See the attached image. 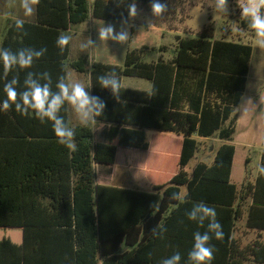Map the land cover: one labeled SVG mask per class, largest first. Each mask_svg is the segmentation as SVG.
Wrapping results in <instances>:
<instances>
[{
  "label": "trees",
  "instance_id": "trees-1",
  "mask_svg": "<svg viewBox=\"0 0 264 264\" xmlns=\"http://www.w3.org/2000/svg\"><path fill=\"white\" fill-rule=\"evenodd\" d=\"M133 2L147 7L151 0H40L34 21H25L27 35L16 30L15 22L9 27L3 48L47 52L27 70L4 73L0 63V103L6 98L4 84L13 76L22 88L27 71H47L54 87L69 65L77 73H89L91 94L107 106L97 125L89 127L71 126L68 106L62 110L75 130V151L60 145L51 124H42L34 114L0 109V264H157L161 246L152 229L163 226L164 236L170 235L179 211L197 202L216 209L222 241L229 240L244 190L231 181L235 146L229 142L254 49L241 39L213 40L212 24L198 37H177L169 61H144L148 47L128 51L123 66L85 57L68 63L70 44L60 54L56 40L62 33L90 19L120 23ZM238 6V0H228L230 10ZM241 24L248 29L244 19ZM112 71L121 84L123 78L150 81L151 91L122 84L119 97H113L96 79ZM148 130L179 137L177 151L164 158L152 155L156 158L146 170L152 191L98 184L96 165H114L119 148L150 150ZM215 136L224 143L212 163L191 167L201 139ZM170 159L177 163L167 173ZM245 188L253 197L251 223L252 210L264 207V175L252 189ZM183 189L184 203L170 198ZM152 205L159 207L155 215Z\"/></svg>",
  "mask_w": 264,
  "mask_h": 264
},
{
  "label": "clouds",
  "instance_id": "clouds-1",
  "mask_svg": "<svg viewBox=\"0 0 264 264\" xmlns=\"http://www.w3.org/2000/svg\"><path fill=\"white\" fill-rule=\"evenodd\" d=\"M39 3L40 0H19L24 17H33ZM13 6L14 0H10L9 7ZM150 7L155 17H162L168 11L165 0H151ZM239 7L241 17L255 35V45L264 50V0H243ZM214 10L220 14H227L229 12L228 0H215ZM137 14V5L133 2L128 6V17H121L119 30L115 24L102 22L98 28V40L101 42L111 40L119 44L128 43L131 37L128 30V18L136 17ZM24 25V19L15 20L16 30L27 35ZM72 39L71 35L63 33L57 38L56 45L61 55ZM93 46L94 41L91 38L81 41L78 45L81 52H87ZM46 52V48L37 50L32 47H23L16 51L7 48L0 49V63H2L3 72L11 73L14 70L31 69ZM96 79L102 89L109 90L115 98L119 97L122 84L116 72L98 74ZM19 85L18 76H13L4 84L3 91L6 98L0 103V109L8 111L14 108L23 116L34 114L42 124L50 123L57 142L72 151L76 150L75 130L61 115L62 110H66V106L70 107L79 124L89 127L97 125V118L104 114L107 106L100 96L92 95L87 90L90 86L73 79L71 73L67 71L57 78L54 87L52 76L47 71L39 73L27 71L22 88ZM258 172L264 175V165L259 166ZM170 198L184 203V196L180 193H172ZM151 207L152 215L159 212L158 206L152 205ZM185 215L188 220L195 222L200 228L206 226V231L203 233L196 231L193 234L194 241L187 254V264H211L215 250L211 240L215 238L219 241L224 238L223 227L217 219L216 209L204 202H197L186 210ZM166 231V228L159 226V229H152V235L163 239ZM181 260V253L176 251L170 257L163 259L161 264H181Z\"/></svg>",
  "mask_w": 264,
  "mask_h": 264
},
{
  "label": "rangeland",
  "instance_id": "rangeland-1",
  "mask_svg": "<svg viewBox=\"0 0 264 264\" xmlns=\"http://www.w3.org/2000/svg\"><path fill=\"white\" fill-rule=\"evenodd\" d=\"M9 2L10 0H0L1 10L5 17V20L0 21V37L2 28L9 19H18L24 16L23 10L19 6V0H14L13 7H9ZM165 2L168 5V11L162 17L153 16L150 6H137L138 14L136 17H132L129 22L128 30L131 37L126 44H119L111 40L107 42L99 41L98 28L103 21L90 19L87 23L73 28L69 34L73 38L70 60L74 61L79 57L89 58L91 62L112 60L119 66H123L128 51L141 49L144 46L148 47V54L143 58L144 61H158L161 58L170 60L175 54L174 46L176 45L177 36L183 38L198 37L205 26L212 24L215 27L216 39L226 38L235 41L243 39V42L252 45L254 51L250 62L247 91L240 106L235 111L238 116V124L234 136L237 153L233 169V180L236 182L242 173H245L246 176L257 175L259 173L258 168L261 166V147L264 148V50L255 45V35L251 29L242 27L243 18L239 6L231 11L229 10L227 14H220L214 10L215 0H165ZM242 2L243 0H238V5ZM103 23L108 24L109 22ZM112 24H115L117 30H119L120 23ZM88 38L94 41V46L89 48L87 52H81L78 45ZM160 47H166L167 51H159ZM75 73L77 72L74 71V74H72L73 79L80 80L86 86H90L87 90L91 93L89 75L78 74L77 76ZM123 83L137 85L145 89H148L149 85L148 80L139 78H123ZM245 112L251 113L253 116L248 117ZM74 122H77V120L74 119ZM153 135L155 134L151 133L149 135L150 140L153 139ZM156 140L155 138L154 142L152 141L153 147L156 145ZM157 144L158 146H165L169 150L168 152L173 149L177 151L179 148V141L175 137L168 136L164 141H159ZM136 155L140 159L138 162L145 163L147 167L148 153L137 152ZM175 155L177 154L175 153ZM208 155V151L200 153V156L205 160H210ZM248 157L251 158V163H247ZM155 158V156L151 157L150 161L153 162ZM118 163L121 164V154H119ZM176 163L175 160L170 159L165 171L167 173L174 171ZM193 164L192 162L190 166L192 167ZM103 169H108V167H97L99 175ZM146 170H144L145 173L130 171L132 178L123 186L148 191Z\"/></svg>",
  "mask_w": 264,
  "mask_h": 264
},
{
  "label": "crops",
  "instance_id": "crops-1",
  "mask_svg": "<svg viewBox=\"0 0 264 264\" xmlns=\"http://www.w3.org/2000/svg\"><path fill=\"white\" fill-rule=\"evenodd\" d=\"M0 16H1L0 21L5 20L4 14L2 13V10H1V4H0ZM35 18H36V14L33 17L21 16L19 19H24L25 21H34ZM15 20L16 19H9L7 23L4 25V27L2 28V32H1L2 34L0 37V49L3 48V44L7 36V31L9 27L12 25V23L15 22ZM103 22L116 23V22H111V21H103ZM72 30L73 29L66 32V34H70ZM177 37H176V45L174 46V49H175L174 51L177 50V46H178ZM215 37L216 36L214 34L213 40H220V39H216ZM241 40L243 41V39ZM12 50L16 51L17 49L15 50L12 49ZM71 50H72V45L70 43V55L72 53ZM159 51H167V50H166V47H160ZM100 52H105V51H100ZM71 61L72 60H70V56H69L68 63ZM164 61H169V59L164 60ZM97 62L118 65L112 60H109L107 62L102 61V60L101 61L97 60ZM66 67H67V70H66L67 72H70L71 75L74 74L73 69L69 67V65H67ZM75 74L78 76V74L86 75L87 73L86 74L75 73ZM122 84L126 87L136 88V89L144 90V91H151V88H152V83L150 81H149L148 89L142 88L137 85H128V84L126 85L123 83V79H122ZM246 91H247V85H246L245 93ZM245 115H247L248 117L253 116V114L251 113L249 114L248 112H245ZM68 116H69V121H70L71 126L74 127V126L80 125L78 121L74 122V119H76V117L74 113L71 111L70 107H68ZM235 116L237 120L236 122V126H237L238 116L236 114ZM151 133L155 134L152 137H156V136L161 137L156 140V145L154 147L152 146V141L154 142V138L151 140L149 138V135ZM168 136L171 138L175 137L176 139H179V137H177L173 133H161L156 130H148V138H149V141L151 142V146L148 152H143L145 154L148 153V170L150 168V165H149L150 159L154 153L155 154L157 153L156 155L162 158H164L168 154V149L165 146L163 145L158 146L157 144L159 141L161 142L164 141L163 138L168 137ZM223 143L224 142L220 140L218 136H215L214 138H211V139H201L199 151L196 155V158L192 161L194 163L192 167H194L198 162H205V163L211 164L215 157V151ZM229 143L235 146V156H234L233 166H232L231 181L232 183L236 184L238 187H243L244 190L242 192V202L239 208L240 214H239V217L234 221V225L232 226L230 230L229 240H225L224 242L222 240L215 241V242L211 240V244L214 245V249H215L214 259L211 262V264H264V207L261 205H258L256 208L252 210L253 221L249 223V208L253 204V197H252V193H250V191H248V189L246 190L245 188V187H251L252 189L255 186L256 179L259 176V173L255 176H252V175L246 176L245 173H242L240 174L238 180L235 182L233 180V169H234V164L236 161L237 147L234 144V137H233V141ZM261 148H262V153H263L264 148L263 147ZM203 151L209 152L208 156L210 160H205L202 156H200V153ZM137 152H142V151L131 149V148H119L114 165L112 166L96 165L95 170L97 173L98 184L126 188L123 185L128 183L130 179L132 178L130 175V171L132 172L140 171V172L145 173L144 170L147 169V167L145 163L142 164L141 162H138V160L140 159L138 158V155H136ZM119 154H121V164L120 165L118 163ZM260 156H262V154ZM251 162H252L251 158L248 157L247 163H251ZM98 166L100 168H102L103 166H107L108 169H103V171L101 170L100 171L101 173L99 175L97 171ZM151 191H152V187L148 180V192H151ZM185 194H186V191H183L182 195H185ZM188 209L189 208L181 209L179 211V214L176 215L171 225V229H173L172 233L168 236H164L163 239L159 240L161 248H160L159 256L156 257L157 264H161L163 259L170 257L176 251H179L181 253V256H182L181 264H187V254L192 248L193 241H194L193 234L196 231H200L201 233L206 231V226L204 228H200L195 222L187 219L185 212ZM213 239L215 240V238Z\"/></svg>",
  "mask_w": 264,
  "mask_h": 264
}]
</instances>
